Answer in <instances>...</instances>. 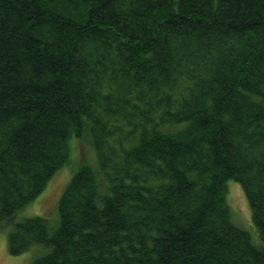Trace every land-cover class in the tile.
I'll return each mask as SVG.
<instances>
[{"label": "trees", "instance_id": "trees-1", "mask_svg": "<svg viewBox=\"0 0 264 264\" xmlns=\"http://www.w3.org/2000/svg\"><path fill=\"white\" fill-rule=\"evenodd\" d=\"M74 137L58 225L18 219ZM0 226L31 264H264V0H0Z\"/></svg>", "mask_w": 264, "mask_h": 264}, {"label": "rangeland", "instance_id": "rangeland-1", "mask_svg": "<svg viewBox=\"0 0 264 264\" xmlns=\"http://www.w3.org/2000/svg\"><path fill=\"white\" fill-rule=\"evenodd\" d=\"M73 142L72 161L57 171L45 189L34 201L28 203L18 211V219L34 215H43L48 217L51 227L54 228L58 225V202L77 166V158L79 159L82 155H87L89 158H92L93 165L97 164V159L87 141L74 137ZM228 186L227 199L231 206L233 222L248 229L255 243H262L263 240L252 222L251 207L243 187L238 181L233 179L229 180ZM7 235L8 227L0 226V264H31L36 257L50 250V247L44 244L35 243L25 252L11 254L8 248Z\"/></svg>", "mask_w": 264, "mask_h": 264}]
</instances>
